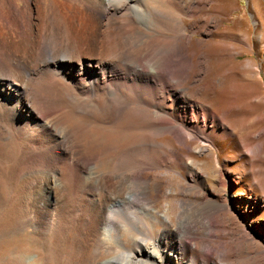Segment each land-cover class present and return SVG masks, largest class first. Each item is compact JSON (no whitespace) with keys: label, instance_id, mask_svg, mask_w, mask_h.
I'll return each mask as SVG.
<instances>
[{"label":"bare ground","instance_id":"6f19581e","mask_svg":"<svg viewBox=\"0 0 264 264\" xmlns=\"http://www.w3.org/2000/svg\"><path fill=\"white\" fill-rule=\"evenodd\" d=\"M211 3L0 0V140L14 141L12 151L0 152V161L10 153L12 162L1 171L0 229L5 223L4 231L14 229L22 221L33 228L19 231L10 244L17 264H43L47 256L40 254L51 253L63 219L76 222L82 210L91 224L93 257L114 250L93 264L210 263L207 256L219 237L213 221L202 232L191 229L193 221L183 212L175 223L166 209H158L151 199L158 188L144 182L142 174L161 168V162L143 157L142 148L166 147L189 155L203 143L213 159L212 176L224 186L241 180L220 162L217 142L255 135L254 145L242 144L251 157L248 163L253 166L264 155V111L259 112L264 95L228 108L258 110L243 119L244 130L238 132L228 118L230 110L217 112L196 96L203 87L191 92L189 85L200 83L208 60L206 53L190 50L191 34L211 36L222 21L216 13L195 22ZM252 18L256 23L254 13ZM249 38L243 33L245 45ZM234 47L229 44L228 50ZM245 66L256 78L251 62ZM191 68L199 78H193ZM259 123L261 128L251 129ZM168 135L179 149L161 141ZM192 143L197 145L192 148ZM104 144L115 149L111 160L95 153ZM186 165L195 169L197 164L190 160ZM127 183L140 190H127ZM136 201L143 204L139 211ZM261 207L254 202L251 211ZM139 216L155 230L156 239L139 240L134 233L132 239L131 232L126 236L135 248L127 249L120 234L127 233V223L121 218L131 223ZM257 234L264 236V223Z\"/></svg>","mask_w":264,"mask_h":264},{"label":"rangeland","instance_id":"374dc122","mask_svg":"<svg viewBox=\"0 0 264 264\" xmlns=\"http://www.w3.org/2000/svg\"><path fill=\"white\" fill-rule=\"evenodd\" d=\"M210 1L212 2L210 6L207 5L200 15L196 17L195 22L200 23L201 19L209 20L216 13H219L218 15L221 16L222 21L219 28L211 36H207L201 31L197 34H191L193 35V41L188 44L190 50L206 53L208 60L200 83L196 85L190 84L189 86L192 93H196L198 87H203L204 89H199L201 91L196 96L203 100L211 109L222 113L225 110L227 111L231 105L238 103L237 105L242 107L254 97L264 95V0ZM19 4L22 5L23 3L19 2ZM252 13L256 15V23L253 21ZM187 33L190 34L189 31ZM243 33H248L250 37L249 44L245 45L243 43ZM196 39H201L205 43H199ZM229 44L235 46L233 51L231 49V51L228 50ZM235 53L236 56H233ZM246 62H251V69L257 72L256 78L249 77L251 72L250 68L245 66ZM190 71L193 75L195 69L191 68ZM196 76L193 75V78ZM241 84L244 87L239 90L237 87H240ZM228 110L231 111L228 114V118L234 124V127L239 130L238 132L244 130L243 119L254 117L258 112L257 109L242 110L237 106H233V108ZM263 111L264 104H262L259 112ZM134 126H137V124H134ZM261 126L262 124L259 123L251 129L256 131ZM261 139H264V135ZM161 141L165 145L173 144L176 149H179L170 135L165 136ZM244 141L254 145L258 140L255 135H252L247 140L240 134H236L231 138L217 142V153L220 162L227 164L226 169L230 170L229 172L240 175V185L231 182L229 185L226 184V187L223 183H220L219 179L212 176L213 159L208 156L205 150L206 145L203 143L200 144L198 142L200 144L199 147L202 148L196 147V149H192L191 152H188L189 155H187V151L182 153L175 150V153H171L166 147L160 148L148 145L142 148L143 157L146 154L161 162V168L149 170L142 174L144 182L150 184L152 188H158V191H152L151 193V199L155 202V205H158V209H161V211L166 209L165 211H168L175 223L179 221V214L183 212L182 214H184L185 218L187 217L193 221L194 225L191 229H198L202 232L210 226L208 222L213 221L214 225H212V228H215L213 232L216 231L219 237L215 239L217 240V243H215L216 248L207 256L209 264L264 263L262 260L264 253L261 254L264 251V236L257 234L258 225L264 223V155H262L261 159L254 160L253 166H251L248 163L249 160L251 162V157L242 147ZM13 142V140H0V152L12 151ZM196 145L197 143H192L191 146L194 148L193 146ZM105 147L106 144L96 148L95 153L98 155L102 154L108 160H111L113 155L116 154L115 149L111 145ZM128 150L131 151L132 149L128 148ZM7 154L8 157L6 156L4 162L0 161V181H3L1 171L12 164L9 161V156L11 158V155L10 153ZM95 160L97 161L96 156ZM187 160H193L195 165L197 164L195 169H191L186 165ZM244 162L246 166H243ZM112 165L113 163L111 162ZM179 171L183 174L182 176L178 174ZM128 174H130V171H128ZM224 178H227L226 175ZM129 185L130 183H127V190L138 188L136 185H132L133 188L129 187ZM139 190L137 189V191ZM86 196L90 197V195ZM250 199L252 200L251 204L249 203ZM136 202L137 204H135L136 206L134 205V208L139 211L143 204ZM254 202H258L262 207L251 211ZM0 211L3 213L2 210ZM82 212H80L82 216L80 215V219L76 222L66 218L63 219L62 230L56 237L57 240L51 243V253L40 254L43 257L47 256L43 264H93L97 259L113 253L114 250H106L102 251V255L99 258L95 259L93 257V253H95L93 250L95 249L91 224L88 221L89 218L84 216ZM138 218L139 221H132L131 223L127 222L125 217L121 218L122 220L120 219L123 223H127L125 228L127 233L120 230V234L123 235L122 237L126 241L127 249L130 246L131 248L134 247L132 246V241H130L131 238H129L130 240L127 239L133 233L139 237H137L139 240L142 237H147L148 242L156 239L154 236L155 230L150 227L151 225L146 223L147 228L143 224L142 217L139 216ZM148 220V218L144 219L145 222ZM70 224L72 225L71 227ZM4 225L6 223L2 224L1 229L4 228ZM138 226H141V228ZM1 229L0 264H17L14 258L15 253L12 251L13 246L10 244L18 238V233L24 230L32 231L33 228L26 226L22 221L14 229L11 227H8L5 231ZM127 229L129 230L127 231ZM138 229L140 230L138 231ZM147 233L148 236L146 235ZM126 234L130 236H126ZM134 234L132 239L136 238Z\"/></svg>","mask_w":264,"mask_h":264},{"label":"snow or ice","instance_id":"6c2138e0","mask_svg":"<svg viewBox=\"0 0 264 264\" xmlns=\"http://www.w3.org/2000/svg\"><path fill=\"white\" fill-rule=\"evenodd\" d=\"M152 255H153V256H155V255H156V253H155V252H153V253H152Z\"/></svg>","mask_w":264,"mask_h":264}]
</instances>
